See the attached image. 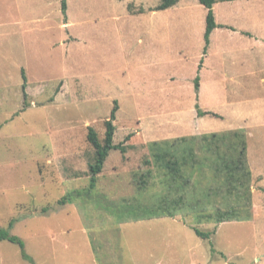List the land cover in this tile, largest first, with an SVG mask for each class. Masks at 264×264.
Here are the masks:
<instances>
[{"label": "rangeland", "instance_id": "374dc122", "mask_svg": "<svg viewBox=\"0 0 264 264\" xmlns=\"http://www.w3.org/2000/svg\"><path fill=\"white\" fill-rule=\"evenodd\" d=\"M60 1L0 0V231L23 242V250L0 243V264H264L262 189L256 218L226 222L208 239L191 228L218 225L199 222L187 205L167 244L165 230L156 239L137 224L158 207L177 211L164 199L182 195L168 193L148 142L221 132L236 125L234 115L264 119V0L217 2L215 22L235 31L215 29L206 56L198 0L164 11H153L161 0H67L65 14ZM197 76L209 90L199 98ZM115 101L113 142L126 151L110 152L91 190L88 129L103 139ZM196 104L222 117L198 118ZM253 124L246 158L260 176L264 122ZM74 193V202L58 205Z\"/></svg>", "mask_w": 264, "mask_h": 264}, {"label": "trees", "instance_id": "16d2710c", "mask_svg": "<svg viewBox=\"0 0 264 264\" xmlns=\"http://www.w3.org/2000/svg\"><path fill=\"white\" fill-rule=\"evenodd\" d=\"M232 1L237 0H198L199 4L206 9L204 55L207 53L211 33L216 28H223L215 22L214 5L217 2ZM176 4L177 0H161L153 11H164ZM60 9L63 14L66 13L67 0L60 1ZM143 12L144 10H140L138 13ZM244 35L250 36L247 33ZM202 64L203 60L199 63L198 72ZM21 75L23 80L22 92L25 100L27 80L24 70L21 71ZM199 81L200 78L197 76L194 79L195 91L199 90ZM117 109L118 105L115 101L109 119L104 122L105 134L102 140L94 129H88L87 141L94 150V158L88 164L89 189L91 190L95 188L97 178L102 173L110 152L119 150L121 153H125L126 151L124 146L121 144L115 145L113 142ZM195 110L198 117L212 116L220 118L214 113L202 111L198 104L195 105ZM147 149L150 157L154 160V164L161 170V181L164 182L168 193H171V191L182 192L181 196L173 200L164 199V204L167 205L166 208L173 206L177 208V211L159 210L160 207H158L157 211L155 209V212H151L152 216L149 219L174 218L180 211L181 204L191 206L194 209V215H198L199 222L203 219L208 223L219 225L226 222L252 220V174L247 164V137L245 132L235 130L154 141L147 144ZM145 163L150 164V161ZM199 186L202 187V190L196 194L194 189ZM191 187L193 188L192 194L189 193ZM168 193H166L167 196ZM75 194L60 199L58 205L64 206L66 203L74 202L75 197L80 195ZM130 206L132 205L130 204ZM141 207L139 206L137 209L143 212L152 209L149 206V208L146 206ZM198 208H212L213 211L203 213ZM220 208H225V210L222 211ZM137 209L133 208V211L135 212ZM197 211L198 213H196ZM139 219H143V217ZM192 230L202 239H208L215 232V229L210 233L201 232L197 228H192ZM0 241L17 244L23 250L21 239L5 231H0Z\"/></svg>", "mask_w": 264, "mask_h": 264}, {"label": "crops", "instance_id": "0c3cea01", "mask_svg": "<svg viewBox=\"0 0 264 264\" xmlns=\"http://www.w3.org/2000/svg\"><path fill=\"white\" fill-rule=\"evenodd\" d=\"M241 1H243V0H237V1H232V2H230V3H232V4H236V5H238L237 3H240ZM217 24V23H216ZM217 25H219V26H222L224 29H230V30H233V31H235V28H232V27H229V26H226V25H220V24H217ZM223 28H220V29H223ZM216 29H218V28H216ZM214 32V31H213ZM212 32V33H213ZM241 32V34L242 35H244V34H249L250 36H246V35H244V36H246V37H249V38H255V39H257V37L254 35V34H252V33H250V32H248V31H246V30H241L240 31ZM212 33H211V35H212ZM244 33V34H243ZM210 35V36H211ZM209 42H210V38H209ZM209 45H210V43H209ZM209 47V46H208ZM207 54V53H206ZM206 56V55H205ZM208 58V57H207ZM207 60V59H206ZM206 60H205V63H206ZM205 63H204V65L202 64V67H201V69H200V71L199 72H201L202 71V74H203V70H204V68H205ZM199 78H200V76H199ZM202 80H201V82L199 81V90L198 91H196L197 92V98H199V95H200V93L202 92L204 95L206 94V93H208L209 94V90H208V88H205L204 87V79L203 78H201ZM218 90H220V89H217V91ZM204 112H211V113H214V114H216L215 112H212V111H204ZM216 115H219V114H216ZM234 115V114H233ZM198 117V116H197ZM206 117H209V116H206ZM220 118L222 117V116H219ZM232 117H234V120L236 121L235 122V126L233 127V126H229L228 128H226V129H223L221 132H225V131H231V130H236V129H240V130H242V131H246L247 133H245V134H247L248 136H249V138L247 137V135H246V137H247V150H248V148H249V143H250V138L252 137V129H253V123L254 122H256V123H258L259 125L262 123V122H264V119H260L258 116H251V119H245V117H243V118H241V117H239V116H232ZM198 118H201V117H198ZM242 119L241 121H240V123H238V119ZM215 119V118H214ZM249 120H251L250 122L252 123L251 125H247V123H248V121ZM242 122V123H241ZM244 131V132H245ZM217 133V132H216ZM200 133L199 132H195V133H191L190 134V136H197V135H199ZM207 134V133H206ZM209 134V133H208ZM183 137V136H182ZM185 137V136H184ZM175 138H180V137H170V138H162L161 140H156V141H162V140H168V139H175ZM151 142H154V141H151ZM151 142H148V143H151ZM147 143V144H148ZM261 162H262V164H263V166H264V159L263 160H261ZM251 170V174H252V183H251V191H252V207L253 208H257V205H256V196H258V198L261 196V192H262V190L264 191V185H262L263 183H264V175H260V176H257V175H255L254 174V171L255 170H253L252 168L250 169ZM261 172H263L264 173V170H262ZM255 175V176H254ZM260 189H262L261 191H260ZM253 218H256V216H255V214L253 213ZM177 219L174 217V218H169V217H159V218H152V219H145V220H140L139 222H137V224L138 225H142L148 232H154L155 231V238L157 239L158 238V236L160 235V231H162V230H165V239H164V242H166V244H167V241L168 240H170V235L167 233L168 231H169V228H172V223H177ZM179 222H181V225L182 226H184V227H186L187 225L186 224H184L183 223V221H179ZM225 223H221V224H219L216 228H214L215 229V232H214V234L217 232V231H219V229H220V227L222 226V225H224ZM159 228V230L160 231H158L157 229ZM192 229V228H191ZM81 232H82V234H84V235H87V231L84 229V228H82L81 229ZM68 233V232H67ZM56 234H57V232L56 233H48V239L51 241V242H55V241H57V239H56ZM88 236V235H87ZM198 237V236H197ZM2 242H5V241H0V243H2ZM6 242H8V241H6ZM8 243H10V242H8ZM12 244V243H11ZM91 245H92V241H91V238L89 237V241L87 242V246H89V247H91Z\"/></svg>", "mask_w": 264, "mask_h": 264}]
</instances>
